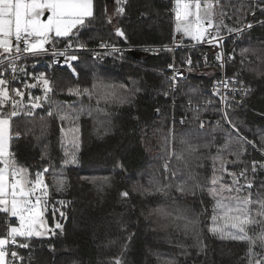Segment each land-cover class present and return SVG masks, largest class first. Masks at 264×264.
<instances>
[{
    "label": "trees",
    "instance_id": "obj_1",
    "mask_svg": "<svg viewBox=\"0 0 264 264\" xmlns=\"http://www.w3.org/2000/svg\"><path fill=\"white\" fill-rule=\"evenodd\" d=\"M92 1L93 18L68 37L51 39L59 46L91 48L70 52L77 57L71 67L53 65L51 55L41 52L21 56L13 78L9 64H0L11 98L21 99L13 89L25 94L23 112L10 120L11 157L32 179L42 174L44 216L52 228L45 237H17L8 245L7 264H264L258 239L264 224L248 228L254 245L214 235L209 229L215 201L208 191L215 174L219 184L241 189L225 195H250L251 215L264 220L256 215L264 200V0H209L220 25L217 33L226 36L230 52L226 75L248 87L242 102L226 99L223 111L210 89L212 76L200 65L199 45L175 51L177 63L191 69L169 91L172 54L154 47L172 42L174 0H122L124 11L113 17L106 0ZM41 73L53 88L51 104L25 115L34 102L30 98L44 96ZM69 89L95 94L89 100ZM105 93L113 99L105 102ZM58 105L72 118L49 117ZM0 111L7 117L11 100ZM217 155L226 161V171L213 161ZM180 184L190 190L181 193ZM169 185L166 194L156 192ZM123 191L127 198L121 197ZM14 223L0 211V238ZM215 226L224 227V221Z\"/></svg>",
    "mask_w": 264,
    "mask_h": 264
},
{
    "label": "snow or ice",
    "instance_id": "obj_2",
    "mask_svg": "<svg viewBox=\"0 0 264 264\" xmlns=\"http://www.w3.org/2000/svg\"><path fill=\"white\" fill-rule=\"evenodd\" d=\"M119 2V0H118ZM195 11L191 10L192 5L183 3V0H176V30L183 31L185 35H190L194 40L202 39L205 35L211 37L209 29H215L219 32L220 25L214 22V12L212 6L205 4L204 8H201V0H194ZM47 9L50 15L47 20H41L40 16L43 15L44 10ZM119 12H123L124 9H118ZM93 6L92 0H0V63L7 61L9 66L16 70L15 60L19 59L21 53V42L23 43V52L36 55L42 51H45V44L49 41L50 34L54 33L56 37H68L72 33L73 29L77 26H83L85 22L93 18ZM109 23L111 20L109 19ZM247 28H251L252 24H248ZM237 34L242 32V29L232 30ZM118 35L123 36L124 33L121 29L117 28ZM15 37V53L16 56H11L13 51L12 37ZM218 37H211L209 42L216 41ZM71 47V44L68 45ZM106 47V45H101ZM116 51V49H113ZM249 51L244 49L243 52ZM7 54V55H6ZM58 55L67 56V51L58 53ZM221 57L217 55L219 60ZM77 60L76 56H67L69 67H71L70 61ZM190 63V61H189ZM75 71V69H73ZM4 75V72H0V77ZM39 81L43 85L44 96L30 98L34 102L30 103L27 107L31 111L25 112V115L32 116L35 109L39 108L42 103L48 102L51 104L49 93L53 91L50 85V81L45 77L44 73L39 75ZM175 80V77H173ZM9 81L0 78V109H2L10 100L12 103L13 111H11L7 117L3 111H0V211L10 214L12 217H18L20 220V227H10L6 237L0 238V264H5V247L9 244L15 245L17 243V237H32L43 236L48 231H34L33 228L38 222L43 220V209L40 207L41 198L36 197L35 201L32 197L37 190L44 192L46 195L47 185H44L41 179L40 173L37 174L35 182H33L27 175V169L17 168L16 161L10 159L11 153L6 151L7 146V132L10 126V120L17 117L23 112V97L24 92L19 89H13L12 91L16 96L20 97V100L12 99L8 88ZM175 86V85H173ZM25 87H35V85H26ZM95 87V86H94ZM114 88V86H109ZM235 91V90H233ZM69 93L76 95L77 97L88 96L89 100L93 98L95 94L93 90L89 89H69ZM167 95V93H165ZM105 102H109L111 98L110 93H105L103 97ZM120 103L126 102L124 99L119 100ZM99 104V100L97 101ZM59 111H49L48 116H58L61 121L71 119V115L64 111L59 105L57 106ZM71 108L72 106H67ZM86 109L80 108V113H83ZM91 115V112L88 113ZM77 115L75 119H78ZM230 122V121H229ZM201 127L203 122L201 121ZM234 127V126H233ZM171 135V133H170ZM78 147V145H77ZM191 147V145H190ZM195 151V149H192ZM174 154V153H173ZM67 155V152H66ZM73 161L75 162V154H72ZM182 159V157H177ZM213 161H219L221 168L226 171L224 165L226 161L221 156L217 155L212 157ZM67 163V161H66ZM119 166V165H118ZM165 170L168 169V164L164 165ZM45 172L48 169L44 170ZM253 171H255V164L253 165ZM215 173V168H214ZM175 175V173H173ZM230 175H234L231 174ZM243 175V173H241ZM9 177H11V183H9ZM57 183L62 187L63 179L57 180ZM218 178L213 176L211 180V187L208 189L209 194L215 201L213 206V224L214 226L209 229L214 235H219L221 239H230L235 241H246L250 244H255V241L251 240L248 236V228L252 225L264 224V220H257L251 215L250 206L253 201L249 197L241 198L239 196L225 195V193H232L233 191L239 193L241 189H233L230 186L219 184ZM31 185V187H29ZM171 186L157 187L156 192L167 193ZM251 188L252 185H247ZM177 190L181 193L190 190L188 185L180 184L177 186ZM121 197L127 198L129 193L123 191L120 193ZM11 197L8 199V197ZM61 203H64L61 201ZM259 203V211L257 216L264 217V200ZM63 216V213H61ZM224 221V227L215 226L219 221ZM194 223V222H193ZM56 228H61L60 224L56 225ZM229 229V230H226ZM258 239L264 244V231L258 236ZM21 247H27V244L20 245ZM251 253V247L249 248ZM13 257L17 253L11 254ZM116 264H120L117 260ZM167 264H173L169 261ZM257 264H262L261 261H257Z\"/></svg>",
    "mask_w": 264,
    "mask_h": 264
},
{
    "label": "built area",
    "instance_id": "obj_3",
    "mask_svg": "<svg viewBox=\"0 0 264 264\" xmlns=\"http://www.w3.org/2000/svg\"><path fill=\"white\" fill-rule=\"evenodd\" d=\"M176 0H174L175 2ZM194 0H183L184 3L188 4H194ZM211 6L214 7V1H211ZM174 12H176V5H174ZM254 14V13H253ZM246 27V26H245ZM211 32V37H218V39L212 43L209 42L208 35H205L202 39L195 40L189 44L185 43V34L182 32L175 31L173 35L172 42L168 45L163 46H156L155 49L163 50L167 49L172 54V63L169 67V77L168 80L170 82L169 91H172L176 85L178 79L184 77L187 75L188 71L191 69V66H184L181 64H178L174 53L178 48L182 47H188V46H196L199 45L203 48L202 56L200 65L203 67L204 71L209 72L208 75L212 76V81L210 83V89L213 92H216L220 97V105L222 108V111L224 110V104L226 99H231L233 101H239L242 102L247 94H248V87L246 83L243 80L237 79L235 77H230L226 75V64L230 60V52H228L225 49L224 45V39L226 38L225 35H219L215 29H209ZM237 33V32H236ZM69 44H66L64 46H59L55 42L49 40L45 44V51H42L41 53L51 55V62L53 65H63L67 63V56H70V52L72 51H87L91 48H88L84 44L80 45H74L71 44V47H68ZM15 46L16 42L14 39L13 43V53L11 56L15 57ZM21 47V53L19 56L27 55V53L23 52V43L20 44ZM111 48V47H106ZM114 48V47H113ZM93 50L99 49V48H92ZM67 51V56L58 55V53H62ZM221 57L219 60L217 59V55ZM7 62V61H4ZM1 64V63H0ZM16 70L13 72V69L9 66L10 72L12 75V78L15 76L17 67H18V59L15 60ZM173 77H175V80H173ZM175 85V86H173ZM235 90V91H233ZM174 101H172L173 103ZM13 245V244H11Z\"/></svg>",
    "mask_w": 264,
    "mask_h": 264
},
{
    "label": "rangeland",
    "instance_id": "obj_4",
    "mask_svg": "<svg viewBox=\"0 0 264 264\" xmlns=\"http://www.w3.org/2000/svg\"><path fill=\"white\" fill-rule=\"evenodd\" d=\"M245 1V0H244ZM122 2V0H119V2H118V0H106V8H107V12H108V14L110 15V16H114L116 13H117V11H118V9H120V7H119V5H120V3ZM184 3V2H183ZM211 3V2H210ZM205 4H209V0H201V8L203 9L204 8V6H205ZM174 5H176V1L174 2ZM92 6H93V1H92ZM193 7H194V11H195V4L194 5H192ZM176 8H177V5H176ZM212 11L214 12V10L212 9ZM50 15V13L48 12V10L47 9H45L44 10V13H43V15L42 16H40V19L41 20H44V21H46L47 20V18H48V16ZM214 15H215V13H214ZM78 27V26H77ZM177 27V20H176V15H175V28ZM74 30H76V29H73V31ZM72 31V32H73ZM177 31V30H176ZM217 31V30H216ZM71 34V33H70ZM185 36H189V37H191L190 35H185ZM54 38H60V37H56L55 36V34L54 33H52V34H50V38H49V40H51V39H54ZM12 39V42L14 43V39H15V37H14V35H13V37L11 38ZM197 40H199V39H197ZM207 72V71H206ZM207 73H209V72H207ZM20 98V97H19ZM19 100V99H18ZM10 137H11V133H10V126H9V130H8V132H7V146H6V151L7 152H9V153H11V144H10ZM10 159H12V157H10ZM16 165H17V168H24V169H27V168H25V167H23V166H21L19 163H17L16 162ZM3 165L2 164H0V167H2ZM26 175L33 181V182H35V180H36V177L34 178V179H32L31 177H30V174H29V171H28V169H27V173H26ZM41 179L43 180V182H44V179L41 177ZM9 183H11V177H9ZM44 185H45V182H44ZM29 187H31V185L29 186ZM44 192H41V191H39V189L37 190V192L35 193V195L32 197V200L33 201H35V199H36V197H40L41 198V205H40V207L43 209V196H44ZM11 197L9 196L8 197V199H10ZM9 216H10V214H8ZM10 217H12V216H10ZM13 219H14V224L13 225H10L9 226V228L10 227H20V220H19V218L18 217H12ZM58 223H56V225H57ZM56 225H55V227H56ZM8 228V229H9ZM45 229H47L48 231H46L45 232V235H43V236H32V237H45V236H48V234H49V231L50 230H52V228L49 226V224H48V222H47V220H46V218H45V216H44V210H43V220H42V222H38L37 223V225H35L34 226V228H33V230L34 231H44ZM8 233V232H7ZM1 238H3V237H1ZM8 251H10L9 250V248H8V245L5 247V252H6V254H7V252ZM5 264H7V258H6V256H5Z\"/></svg>",
    "mask_w": 264,
    "mask_h": 264
},
{
    "label": "crops",
    "instance_id": "obj_5",
    "mask_svg": "<svg viewBox=\"0 0 264 264\" xmlns=\"http://www.w3.org/2000/svg\"><path fill=\"white\" fill-rule=\"evenodd\" d=\"M194 2V1H193ZM192 5H194V4H192ZM191 10L194 12V7L192 6V8H191ZM179 32H182V33H184L183 31H179ZM185 34V33H184ZM185 37H187V36H185ZM189 37V36H188ZM193 41H195L192 37H190ZM0 51H2V50H0ZM7 55V54H6Z\"/></svg>",
    "mask_w": 264,
    "mask_h": 264
}]
</instances>
